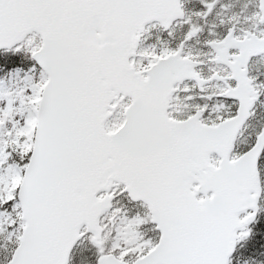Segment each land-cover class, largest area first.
Masks as SVG:
<instances>
[{
	"label": "snow or ice",
	"instance_id": "obj_1",
	"mask_svg": "<svg viewBox=\"0 0 264 264\" xmlns=\"http://www.w3.org/2000/svg\"><path fill=\"white\" fill-rule=\"evenodd\" d=\"M0 264H264V0H0Z\"/></svg>",
	"mask_w": 264,
	"mask_h": 264
}]
</instances>
